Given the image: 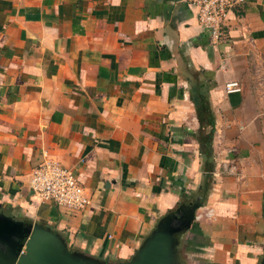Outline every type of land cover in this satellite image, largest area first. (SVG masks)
<instances>
[{"label":"crops","instance_id":"0c3cea01","mask_svg":"<svg viewBox=\"0 0 264 264\" xmlns=\"http://www.w3.org/2000/svg\"><path fill=\"white\" fill-rule=\"evenodd\" d=\"M47 158L86 212L34 195ZM192 206L182 264L263 262L264 0L217 46L185 0H0V216L123 264Z\"/></svg>","mask_w":264,"mask_h":264},{"label":"water","instance_id":"95a60500","mask_svg":"<svg viewBox=\"0 0 264 264\" xmlns=\"http://www.w3.org/2000/svg\"><path fill=\"white\" fill-rule=\"evenodd\" d=\"M198 206L164 217L136 256L123 264H182L179 247ZM24 251L23 254L21 252ZM0 264H109L69 250L50 228L0 216ZM261 264H264V260Z\"/></svg>","mask_w":264,"mask_h":264},{"label":"built area","instance_id":"2783aa9c","mask_svg":"<svg viewBox=\"0 0 264 264\" xmlns=\"http://www.w3.org/2000/svg\"><path fill=\"white\" fill-rule=\"evenodd\" d=\"M196 11L201 26L209 33L210 42L217 46L224 34L232 10L244 0H185ZM240 90L237 83L227 86V92ZM29 187L42 201L58 208L83 214L92 205L87 189L79 182L74 169L55 158L45 159L31 174ZM24 251L21 252L23 254Z\"/></svg>","mask_w":264,"mask_h":264},{"label":"rangeland","instance_id":"374dc122","mask_svg":"<svg viewBox=\"0 0 264 264\" xmlns=\"http://www.w3.org/2000/svg\"><path fill=\"white\" fill-rule=\"evenodd\" d=\"M185 247H186V241L185 239L181 241L180 247H179V257L181 256L182 258L185 257ZM182 260V259H180ZM185 263V261L183 262Z\"/></svg>","mask_w":264,"mask_h":264}]
</instances>
